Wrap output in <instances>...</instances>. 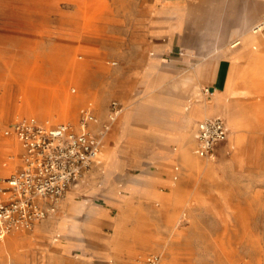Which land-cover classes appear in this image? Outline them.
Here are the masks:
<instances>
[{
	"label": "rangeland",
	"instance_id": "obj_1",
	"mask_svg": "<svg viewBox=\"0 0 264 264\" xmlns=\"http://www.w3.org/2000/svg\"><path fill=\"white\" fill-rule=\"evenodd\" d=\"M151 1L0 0V100L3 103L0 104V165L5 161L6 166L13 164L6 172L0 171V177L9 175L18 164V144L11 130L13 122L23 115L43 114L49 104L58 101L60 96L49 88L70 90L78 77L82 98L67 121H74L79 107L88 99L97 105L101 119L107 118L111 100L121 106L103 141L108 147L103 146L102 173L94 169L77 186H71L56 212L42 223L35 224L31 230H13L5 235L4 238L18 234L29 239L24 245L23 262L12 260V264H108L109 259L100 257L88 244L85 248L65 249L62 243L72 241L63 231L65 221L78 217L82 208L84 217L91 214L94 204L90 200H94L105 211L109 223L124 208L108 199L107 192L119 195L116 198L120 202L124 196L130 197L135 205L140 190L153 188L168 192L172 181L180 185L179 195L173 197L175 205H170V210L159 200L153 202L157 209L149 214L158 218L162 231L147 240L148 246H139L142 254L146 250L159 252V264H264V131L253 132L248 158L221 166L217 172L214 162L219 158L206 159L209 173L197 179L189 177L183 165L196 170L201 166L199 159L203 158H195L193 166L184 158H179L180 161L159 158L156 153L161 148L159 140L139 153L117 146L119 158H112L111 149L115 147L125 105L137 107L140 103L134 90L140 86L138 77L148 54L139 63L134 60L137 45L132 32L138 20L147 15L146 7ZM218 53L199 49L194 51L191 62H175L177 76L163 77L149 88L153 101L135 109L132 127L136 130L148 123L166 122L177 100L202 97L207 85L204 80L207 66L217 61ZM112 60L116 63L111 64ZM169 65L168 56L163 55L158 67L166 70ZM193 80L200 86L197 96L190 92ZM222 89H216L212 98L203 96L210 109L205 116L229 97L230 91ZM196 105L199 104L194 101L190 113ZM236 107L243 113L252 108ZM57 110L49 108L53 115ZM259 117L263 122L264 111ZM227 120L233 128L254 126L230 118L229 114ZM194 121L184 142L191 138ZM174 147L179 149L180 145L175 142L169 150L175 151ZM8 155L12 162L7 161ZM145 178L150 182L146 183ZM135 223L136 217L132 215L130 225ZM42 225L47 229L44 233L38 231ZM102 229L112 231L108 224H102ZM57 234L60 235L55 239ZM0 264H5L4 252L0 253Z\"/></svg>",
	"mask_w": 264,
	"mask_h": 264
},
{
	"label": "crops",
	"instance_id": "obj_2",
	"mask_svg": "<svg viewBox=\"0 0 264 264\" xmlns=\"http://www.w3.org/2000/svg\"><path fill=\"white\" fill-rule=\"evenodd\" d=\"M146 12L147 15L138 20V26L132 32L136 36L137 45V58H134V60L139 63L140 59L143 60L145 54H148L145 67L138 77L140 86L134 90V96L139 99L140 103L137 107L135 104L125 105L123 118L115 135V147L110 146L113 148L114 153L112 158H119L116 150L117 146H123L139 153L151 146L153 142H158L157 140L160 141L159 146L161 147L156 151L159 158L168 160L203 158L194 151L196 145L194 132L197 122L204 116L198 117L194 113H190V109L194 105V101L200 107H204L203 96L206 99L212 98L213 93L206 96L202 91L203 96L200 98L177 100L172 105L174 112L169 115L166 122L148 123L143 128L136 130L131 124L135 109L153 101L148 91L149 88L163 77L177 76L175 62H191L194 51L199 49L219 52L217 61L212 66H207L204 77L206 86L214 93L216 89L221 90L223 86L225 91L227 90L226 85L231 86L229 97L216 104L211 114H207L223 117L229 129L228 136L230 135L229 145L227 146V143H225L215 157L219 159L214 162V172H217L221 166L239 163L241 158H248V149L253 145L251 136L255 131H264V121H254L252 127L233 128L227 120V114L231 107L240 105L252 107L255 104H264V30L258 32L249 30V26L264 13V0H153L146 7ZM203 38L206 39L201 44ZM163 55H167L170 62L169 69L166 70L158 67ZM112 61L111 64L116 63H112ZM188 78V81H192V77ZM191 85L190 92L197 96L200 86L195 80ZM88 103L92 104L93 111L98 118V122L94 124L97 127L106 119L99 118V109L91 99L86 100L79 109ZM77 117L78 112L74 121ZM38 118L49 123L58 122ZM194 119L191 138L184 142V138L190 130V124ZM175 142L180 145L179 149L174 147L175 151H170L169 146ZM104 146L108 147V145ZM8 157L7 161L12 162L10 155ZM98 158H100V154L79 182L83 181L89 175V172L94 171V169H98L99 174L102 173L105 162L101 168H98ZM199 162L201 166L196 170L182 164L189 177L197 179L202 174L209 173V162L205 158L199 159ZM5 163L6 161L2 162L1 165L5 166ZM117 168H115V171ZM174 168L178 169V166ZM174 177L176 178V176ZM144 180L146 183L150 182L148 178ZM112 183H114V176ZM171 185V190L164 193L153 188L140 190L135 205L130 201V197L124 196L123 201L120 202L116 198L119 195L107 192L108 199L120 208H124H121L117 217H112L109 223L105 219V211L94 200H90L94 204L92 206L94 211L91 214L84 217L82 208L78 217L65 221L66 225L63 231L66 237L72 241L62 243V246L65 249L72 247L85 248L88 244L93 252L100 257L108 258V264L111 261L115 264H126L136 255L142 254L139 248L148 246L147 240L152 238L153 234L159 230L162 231L161 223H157L158 218L152 217L149 212L157 209L153 205L155 200L161 201L165 208L171 210V206L175 205L173 202L174 191L178 186L180 187L177 181H172ZM132 215L136 217V223L133 226L130 225ZM45 220L38 222V224ZM102 224L111 226L112 231H104ZM43 226L38 229L41 233L47 231ZM59 235L57 234L55 239ZM4 237L0 238V241ZM13 237L16 238V242L21 247L29 243L26 236L14 234ZM151 251L153 250H146L143 254ZM23 259L24 255L21 260H16L9 256L7 251L4 252L5 264H12V260L21 263Z\"/></svg>",
	"mask_w": 264,
	"mask_h": 264
},
{
	"label": "built area",
	"instance_id": "obj_3",
	"mask_svg": "<svg viewBox=\"0 0 264 264\" xmlns=\"http://www.w3.org/2000/svg\"><path fill=\"white\" fill-rule=\"evenodd\" d=\"M249 30H264V13ZM203 93L210 96L213 92L205 86ZM120 111V104L111 100L106 120L97 127L94 124L98 118L91 103L79 109L75 121L49 123L35 115H24L13 122L11 130L19 146V164L9 175L0 177V238L13 230H31L56 212L66 191L77 185L96 161L105 135ZM228 134L223 117L204 116L194 132L195 153L214 159ZM160 260L159 252L151 251L126 264H159Z\"/></svg>",
	"mask_w": 264,
	"mask_h": 264
},
{
	"label": "bare ground",
	"instance_id": "obj_4",
	"mask_svg": "<svg viewBox=\"0 0 264 264\" xmlns=\"http://www.w3.org/2000/svg\"><path fill=\"white\" fill-rule=\"evenodd\" d=\"M74 79H75L74 82L76 84H74V86L72 85L70 90L64 89L65 87H60V88L59 87H53L51 89L49 88V90L54 91L53 92L54 94L60 96L59 100L58 101H53L51 104H49L44 109L45 112L43 114H34V115H36L38 117L41 116V118H43L45 120H56V119L65 120V119H69V118L73 117L72 111L74 110L75 106L81 101V98H82V93H80L82 85L78 81V77H76ZM230 88H231V86H227L226 85L227 91H230L231 90ZM43 98H45V97H43ZM55 100H57V99H55ZM0 104L3 105L1 100H0ZM204 104H205L204 107H200L199 105H196L193 108L191 113H194V114H197V115H199V114L201 115L202 114L203 116H205L206 113L210 109H209V104L208 103H204ZM49 108L58 109L57 110L58 113L53 115L52 113H50ZM263 111H264V104L259 103V104L253 105L252 108L249 111L245 112V113L240 112L238 107H235V108H231L228 114H229L230 118H233V119L234 118H239V119H242L243 121H246V122H248L250 124H254L253 123L254 121H259V118H260L259 116L263 113ZM65 121H67V120H65ZM229 142H230V135L228 136V139H227V142H226L227 146L229 145ZM111 152L113 154V150L112 149H111ZM99 154H100V158H98V165L97 166H98V168H101L103 163L105 162L103 160V147H102V149H100ZM184 159L187 162H189V164L191 166H193L195 158H184ZM12 165L13 164H11L9 166L0 165V171L1 172H6L7 169L12 167ZM178 195H179V188L177 187V189H175V191H174L173 197H177ZM13 235L14 234L9 235L6 238H4L2 241H0V253L2 254L3 252H6V250H7V252L11 253V256L14 257L16 260H21L23 258V253L22 252H23L24 247H21V246L18 245V243L16 242V238L13 237Z\"/></svg>",
	"mask_w": 264,
	"mask_h": 264
}]
</instances>
